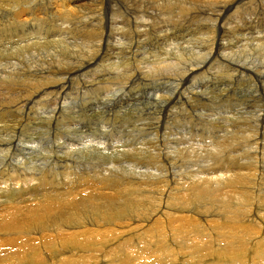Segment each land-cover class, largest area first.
<instances>
[{
	"label": "bare ground",
	"instance_id": "6f19581e",
	"mask_svg": "<svg viewBox=\"0 0 264 264\" xmlns=\"http://www.w3.org/2000/svg\"><path fill=\"white\" fill-rule=\"evenodd\" d=\"M84 1L97 3L95 17L76 26ZM127 1L115 0V23L106 0H0V47L23 66L4 68L2 83L49 87L0 111V264H264V96L258 115L222 128L193 122L212 104L205 83L218 82L208 78L215 69H225L228 87L264 92L261 55L258 64L249 57L264 37L230 46L221 33L238 41L236 27L248 22L223 29L217 10L208 36L182 48L176 28L200 2L243 0ZM158 44L164 57L155 60L147 52ZM112 49L132 62H109ZM202 50L206 63L196 58ZM144 90L160 105L158 120L123 123Z\"/></svg>",
	"mask_w": 264,
	"mask_h": 264
},
{
	"label": "rangeland",
	"instance_id": "374dc122",
	"mask_svg": "<svg viewBox=\"0 0 264 264\" xmlns=\"http://www.w3.org/2000/svg\"><path fill=\"white\" fill-rule=\"evenodd\" d=\"M112 1V2H111ZM210 2V4L208 5V3ZM249 2V0H243V1H241L240 3H237V4H234V3H230V5H229V3L227 2L226 4H222V3H218V2H211V1H207L206 3L204 2H200L199 3V5L201 4V6H203L204 7V5L206 4L207 6H205L204 7V9H202L203 7H201L200 6V8L198 7H195V8H193L194 9V12H193V9H192V11H190L191 13H189V14H187L186 15V18L187 17H189L186 21H184V25L182 24V25H180V27H182V26H184V27H182L184 30H181L180 29V27H178V28H176L177 29V31H176V35L178 36V37H181V39H180V44H181V46H182V48H184V47H190L191 45H195V46H197V44H198V42H186L185 43V41H187V40H191L192 38L191 37H195V40L196 41H198V39H201V38H205V37H207L208 35H206V34H202V32H207L208 30H209V25H212V19H215L214 18V16L215 17H217L218 16V14L216 15V14H213L212 12H214V13H220L221 14V12H222V14L220 15L219 14V16L220 17H223V19H222V21L224 22H221V24H222V26L221 27H223V29H225V28H227V26H229V25H231V26H229L228 27V29H232V28H230V27H234V25L236 26V22H241L242 24L244 23V22H248L246 25H244V27H242L241 25L239 26V27H236L237 28V31H236V33H238V31H239V33H238V41L237 40H235V37L234 36H229V34L228 33H226L225 31V33L224 32H222L221 34H223V38L224 39H226V38H228V39H231V40H225L226 41V43H229V44H231L230 46H235V44L234 43H236L237 44V46H244V45H248V46H250L249 44L250 43H253V44H258V43H255L257 40V38L256 37H259V35L258 34H260V37H264V34H262V33H264V30H262V29H264V22H263V20H264V15H263V13H264V0H250V2ZM92 3V4H91ZM115 3V4H114ZM218 3V4H217ZM247 5H246V4ZM126 4H128V5H130L131 4V2H130V0H128L127 2H126ZM203 4V5H202ZM212 4H216L215 6H211ZM222 4V5H221ZM240 4V5H239ZM84 5V6H83ZM92 5H93V7H92ZM115 5V6H114ZM199 5H197V6H199ZM218 5V6H217ZM220 5V6H219ZM224 5V6H223ZM235 5V6H234ZM238 5V6H237ZM244 5H246V7L244 6ZM259 5V6H258ZM80 6H82V12L80 11V10H76V13L71 17V22L73 23V24H75L76 26H78V25H81V24H85V22H87L88 21V19L91 17V18H94L95 17V10H96V7H97V3H94L93 1H90V2H87V1H84V2H82V3H80ZM96 6V7H95ZM105 7H104V10L105 11H107V8H109L108 9V13L107 14H109L113 19H114V22L116 23V20H115V18L117 19V17L119 16V14H120V7H119V5H118V3H116L115 2V0H106V2H105V5H104ZM242 6V7H241ZM245 7V9H244V7ZM115 7V8H114ZM262 7V8H261ZM90 8V9H89ZM111 8V9H110ZM214 8V9H213ZM92 9V10H91ZM119 9V10H118ZM198 11H197V10ZM251 9V10H250ZM253 9V10H252ZM259 9V10H258ZM85 10H87V12L85 11ZM89 10H91V11H89ZM217 10H218V12H217ZM230 10V11H229ZM247 10V11H246ZM250 10V11H249ZM78 11H80V12H78ZM221 11V12H220ZM243 11H246V12H243ZM258 11V12H257ZM225 12V13H224ZM228 12V13H227ZM232 12V13H231ZM212 13V14H211ZM234 13V14H233ZM260 13V14H259ZM89 14V15H88ZM262 14V15H261ZM76 15H77V17H76ZM210 15V16H209ZM212 15V16H211ZM254 15V16H253ZM256 15V16H255ZM258 15V16H257ZM260 16V17H259ZM211 17H213V18H211ZM234 17V18H233ZM255 17V18H254ZM236 18H238V19H236ZM244 19V21H242ZM253 19H255L254 21H253ZM83 20H85V21H83ZM196 20V21H195ZM237 20V21H236ZM241 20V21H240ZM250 20H252V21H250ZM201 21V22H200ZM236 21V22H235ZM250 21V22H249ZM259 21H261V22H259ZM186 22V23H185ZM204 22H206L205 24H204ZM233 22V23H232ZM235 22V23H234ZM259 22V23H258ZM203 23V25H201ZM231 23V24H230ZM255 23H256V25H255ZM191 24V25H190ZM216 24V23H215ZM252 24V25H251ZM208 26V27H207ZM246 26V27H245ZM262 26V27H261ZM202 27H204V30H203V28ZM196 28H198L197 29V31L195 30ZM251 28V29H250ZM260 28V29H259ZM260 31H259V30ZM179 30V31H178ZM186 30V31H185ZM190 32H189V31ZM203 30V31H202ZM181 31H184V33L183 32H181ZM188 31V32H187ZM196 31V32H195ZM242 32V33H241ZM190 33V34H189ZM196 33V34H195ZM241 33V34H240ZM189 34V35H188ZM191 34H193V35H191ZM257 36H256V35ZM262 34V35H261ZM187 35V36H186ZM231 35V34H230ZM200 36H201V38H200ZM198 37V38H197ZM230 37V38H229ZM237 38V37H236ZM259 39V38H258ZM176 42H178V38H175L174 39ZM173 41V40H172ZM169 43V42H168ZM225 43V44H226ZM247 43H249V44H247ZM179 43H177V45H180ZM7 44H5L4 46H6ZM163 45L164 44H158V45H156L155 47H154V49L153 50H151V51H146L147 52V54H149V56L152 58H154L155 60H160V58L162 59L163 57H164V55L163 54H160L159 52H160V47H161V49H162V47H163ZM264 44L263 45H260L259 46V48L258 47H256L255 48V51H254V53L253 54H249V57H251V60H253V58H254V61H256L257 62V64H258V62H260V61H258V59H257V57H259L260 55V59H262L261 60V62H260V64H258V68H259V71H260V76H261V78L264 80V64L262 63V61H264ZM173 47H175V46H173ZM263 47V48H262ZM164 48V47H163ZM81 49H84V48H81ZM145 49V48H144ZM258 50V53H257V50ZM2 50H5V48L4 49H1V47H0V52L2 51ZM247 50V52L249 53V51H250V49H246ZM245 50V51H246ZM254 50V49H253ZM3 53V56H2V54H0V92H1V94H0V111L1 110H3L4 108H6L5 106L9 103V105H12V106H15V105H21V103H22V101H24L26 98H28V97H31V96H33L32 98H36V96H38L39 95V93H38V91L40 90V91H42V90H44V88L45 87H43V89L41 90V89H38V91H34V87H32V83H24L22 86H21V83H17L16 85H18L19 86V88L18 87H14V86H9L8 88L9 89H7V85L8 84H6V83H2V78L5 80V77H6V75L8 76L9 74H7V72L6 71H4V68L5 69H7L8 67H13V68H17L16 70H20L21 68H23V66L22 65H18V63H16V59L18 58L17 57V54L18 53H7V52H4V51H2ZM142 52V53H141ZM141 52H138L139 54H141L140 56L142 57V56H144L145 54H144V51H141ZM222 52V51H221ZM251 52V51H250ZM202 53H203V55L204 54H206L207 53V51H203L202 50V52L200 53V55H197L196 56V58L199 60V62L201 61L202 63H206V62H204V58L203 57H201V55H202ZM257 53V54H256ZM37 54V53H36ZM39 54H42V52H39L38 53V55ZM35 54L34 53H30V54H28V55H26V57H28V60H29V58H30V60L32 61V59H33V56H34ZM129 55V56H128ZM128 55H126V56H123V55H121L120 56V54H119V56H118V54H116V51H115V49H112V50H110L109 51V53H108V56L106 57V58H109V60L108 59H106L107 61H109V62H113V63H115V62H118V60L120 59V61H126L127 63H131L132 62V59H131V57H132V55L131 54H128ZM259 55V56H258ZM111 58H110V57ZM116 58H115V57ZM128 56V57H127ZM131 56V57H130ZM214 58L212 59L213 61H212V66L214 67H220V64L219 63H216L214 60H217V58L218 57H216V54H214V56H213ZM119 58V59H118ZM132 58H134V57H132ZM195 58V60H196V64H198L197 62H198V60ZM200 58V59H199ZM39 59L41 60V59H44V57H41V56H39ZM49 59V58H48ZM12 60V61H11ZM25 61V60H24ZM27 61V60H26ZM30 61V62H31ZM250 61V59L248 60V62ZM95 62V63H94ZM94 62H92L91 64H93V65H91V66H88V68L87 69H85V70H92V69H94L95 68V66H97L98 65V62L97 61H94ZM247 62V63H248ZM15 64H17V67H16V65ZM189 64V63H188ZM218 64V65H217ZM14 65V66H13ZM143 65H145L146 66V64H143ZM248 68L250 67V63H248ZM19 66V67H18ZM22 66V67H21ZM54 67H55V64H53V65H50V71H53V69H54ZM189 67H191V66H189ZM208 67V66H207ZM236 68V67H235ZM237 68H238V66H237ZM222 70V71H221ZM3 71V72H2ZM220 71H221V73H220ZM263 71V72H262ZM222 72H226L225 71V69H222V68H219V69H215V70H213L212 72H211V76H208V78H212V79H215V80H217L218 82L216 83L215 81H213V80H211L210 82H206L205 83V86L206 85H208V89L206 90V92L207 91H214L215 93H214V97L213 98H211V100H212V104L211 103H209V107L208 106H206L205 108H203L202 109V111H198L197 109H196V111L197 112H195V115L197 116L196 118H192L193 119V122H196L197 120H199V119H201V118H203L204 117V120L205 121H207V120H211L212 122H216L217 124H218V126L219 127H224L225 126V123H226V121H227V119H231V117H233V116H235V115H239V116H245V115H252V113H254L255 112V114L256 115H258V111H259V101L258 100H260L261 101V99H260V97H262V96H264V92H261L262 90H261V87L259 86V89L258 88H254V87H249V86H243V85H240V86H238V84H236L237 86L235 87V88H232V87H228L229 85H228V83H227V81H225V79H222V78H224V76L225 75H223L222 76V74H224V73H222ZM6 74V75H4V74ZM75 75H77V71L75 72H73ZM202 75H204V74H202ZM218 75H219V77H218ZM263 76V77H262ZM221 77V78H220ZM227 78V77H226ZM22 81H24V82H29V80H27V79H25V80H22ZM58 80H56V82H57ZM224 81V82H223ZM204 82L205 81H203L202 82V85L204 84ZM6 84V85H5ZM31 85V86H30ZM59 84H58V82H57V85H55L56 87L58 86ZM202 85H199V86H197V88H196V91L195 92H200V91H202V90H204L205 88V86H202ZM11 87V88H10ZM30 87H32V88H30ZM228 87V88H227ZM23 88H24V90H23ZM47 88H49V87H46L45 89H47ZM28 89H30V90H28ZM19 90V91H18ZM28 90V91H27ZM31 90H33L32 91V93L33 94H31ZM183 90L184 89H182V92H183ZM236 90V91H235ZM258 90H261V91H259V92H257ZM3 91L5 92V94L3 93ZM148 90H144V93L143 94H137L136 93V95L134 94L133 95V98L134 99H136V97H138V96H140V98H141V101L139 102V104H142V106H139V107H137L136 109H132L131 110V113L128 115V118H129V120H131L130 122H128L127 120L125 121V122H123V123H130L131 125H133V127H135V126H137L138 125V127H140V128H142L143 127V125L145 126V125H153V124H155L156 123V121L158 120L157 118L159 117V115H160V105H158V104H156V103H152V102H150V100L153 98V96L152 95H150L151 93L150 92H147ZM238 91V92H237ZM11 92V93H10ZM30 92V93H29ZM35 92V93H34ZM137 92H139V91H137ZM253 92V93H252ZM3 93V94H2ZM21 93H22V96H20L21 95ZM24 93H26L25 95H23ZM28 93V94H27ZM182 94V93H181ZM31 95V96H30ZM180 95V93H178V95H177V99H179V96ZM235 95V96H234ZM9 96V97H8ZM20 96V100H17V102L15 101V100H13L12 101V98H16V97H19ZM24 96V97H23ZM264 98V97H263ZM38 99L36 98V100L35 101H37ZM3 101V102H2ZM3 103V104H2ZM174 106V105H173ZM205 105H201L200 107H204ZM178 107V108H177ZM179 107L180 106H174V107H172V108H170L171 109V112H176V110H178L179 111ZM240 110H239V109ZM169 108H168V110H170ZM264 109V108H263ZM168 110H167V112H168ZM177 111V112H178ZM167 112H166V114H167ZM260 114V113H259ZM172 117H174V116H172ZM132 118V119H131ZM141 119V120H140ZM175 119L177 120V123L178 122H183L184 123V121L186 120V118H185V116L183 115V114H180V115H178V117L176 116L175 117ZM143 121V122H142ZM171 121H173V119L171 120ZM245 120H244V118H243V120L242 121H240L239 123H238V126L240 125H243L242 123H244L245 125L242 127V128H244L247 124H248V122H244ZM136 122V123H135ZM176 122V121H175ZM242 122V123H241ZM176 123V125H178V126H180V124L178 123L177 124ZM185 124V123H184ZM98 126V124H94V123H92V127L94 128V127H97ZM0 128H3V125L0 123ZM241 128V129H242ZM119 132H122V130L120 129L119 130ZM35 139H38L39 138V136L37 137V136H35L34 137ZM127 165V164H126Z\"/></svg>",
	"mask_w": 264,
	"mask_h": 264
}]
</instances>
